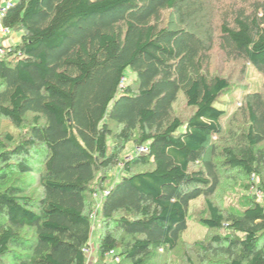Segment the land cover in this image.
I'll return each mask as SVG.
<instances>
[{
    "label": "trees",
    "instance_id": "trees-1",
    "mask_svg": "<svg viewBox=\"0 0 264 264\" xmlns=\"http://www.w3.org/2000/svg\"><path fill=\"white\" fill-rule=\"evenodd\" d=\"M212 1L200 17L194 0H0L19 35L0 57V118L17 130L0 131V264H87L90 246L92 264H166L198 198L209 236L184 262L264 264V204L212 201L227 176L264 196V92L224 127L236 85L210 70L216 46L264 78V0Z\"/></svg>",
    "mask_w": 264,
    "mask_h": 264
},
{
    "label": "rangeland",
    "instance_id": "rangeland-1",
    "mask_svg": "<svg viewBox=\"0 0 264 264\" xmlns=\"http://www.w3.org/2000/svg\"><path fill=\"white\" fill-rule=\"evenodd\" d=\"M198 5H203V12L201 13V16H209L211 14L209 7H207V3L210 0H194ZM216 1H222V0H213L211 3L212 5L217 6L218 2ZM226 2H230L232 0H225ZM193 2V0H192ZM235 2H240V0H235ZM209 23L211 22L212 25L218 24V18L215 14H212V19L208 17L207 19ZM205 23V22H203ZM206 26V24H204ZM216 32V30L214 31ZM19 42V35L16 32L10 31L7 34L0 33V48L5 50L6 47H11L16 45ZM4 46V48L2 47ZM211 64H210V70L212 73H217L219 75L226 76L232 84H234L235 88L232 93L227 94L226 96L222 97L221 100L223 102H226L224 106H222L226 110V117L223 119L222 124L224 127H226L228 119H231L234 114L236 108L239 106L238 102L241 101V98L245 93L248 91H262L264 92V78L260 76L257 72L253 71L252 69H246V75H240V66L239 65H226L224 58L222 57L220 51L215 46L211 51ZM135 79V75L130 71L127 70L125 72V80L124 84L131 83L132 80ZM238 87V88H236ZM189 113V109L185 106V103L182 99H179V101L174 105V114L185 118L187 114ZM0 131L1 132H11L13 134L17 133V130L6 120H3L0 118ZM125 154H127V159H130L134 155H136V152L133 148H129ZM230 177H233V175H230ZM120 178V168L115 169L113 172V180L119 181ZM237 179V180H236ZM33 180L37 182L38 178L34 177ZM222 182L219 185V188L217 192L212 197L213 203L219 207V209L224 213L228 214L230 212H236L240 209H242L245 205V199L244 197L250 195H254L258 202L264 204V196L259 191L256 190V188L251 189L249 192L243 188L244 182L241 178H229L228 176L222 177ZM249 193V194H248ZM100 195L94 196L97 201H100L99 198ZM206 215V208L204 204V200L202 198H198L194 201H192L189 205V211H188V218H187V229L182 234L181 237V245L180 247L173 252L172 254H169L165 257L166 264H186L184 262V256L186 253L190 254L195 262L199 257L197 258V248H194L195 243H200L207 239L209 236V233L205 227H203L199 223V219L201 217H205ZM93 220V230L91 234V240L90 242L92 245L96 246V240L98 233L100 231V225H99V219L98 214L96 211V219ZM90 252L91 257L87 261L88 264H92L93 262V246H90ZM92 250V251H91ZM108 264H112L111 259L108 258ZM207 264V263H204Z\"/></svg>",
    "mask_w": 264,
    "mask_h": 264
},
{
    "label": "built area",
    "instance_id": "built-area-1",
    "mask_svg": "<svg viewBox=\"0 0 264 264\" xmlns=\"http://www.w3.org/2000/svg\"><path fill=\"white\" fill-rule=\"evenodd\" d=\"M10 4H9V2H7L6 4H4L1 8H0V19H1V17L3 16V14L5 13V11H6V9H7V7L9 6ZM10 32V30H8V29H6V28H3L2 26H1V24H0V33H2V34H7V33H9ZM5 50H3L2 48H0V57H3L4 55H5ZM135 152H136V155H140V154H146L147 152H148V149H147V147H139V148H137V149H135ZM92 219H96V214H93V216H92ZM92 251V250H91ZM86 254H87V256H88V260H89V258L91 257V252H90V249L88 248L86 251ZM109 256L112 258L113 257V260H114V262L115 263H117V262H119V259H118V257H114V254H113V252H111L110 254H109ZM87 264H88V262H87Z\"/></svg>",
    "mask_w": 264,
    "mask_h": 264
}]
</instances>
